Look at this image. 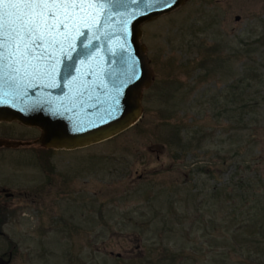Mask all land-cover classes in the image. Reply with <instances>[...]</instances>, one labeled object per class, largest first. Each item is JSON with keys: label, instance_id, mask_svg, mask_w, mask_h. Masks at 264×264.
Instances as JSON below:
<instances>
[{"label": "rangeland", "instance_id": "1", "mask_svg": "<svg viewBox=\"0 0 264 264\" xmlns=\"http://www.w3.org/2000/svg\"><path fill=\"white\" fill-rule=\"evenodd\" d=\"M142 28L132 126L41 157L37 128L0 122L23 142L0 146L9 264H264V0H187Z\"/></svg>", "mask_w": 264, "mask_h": 264}, {"label": "water", "instance_id": "2", "mask_svg": "<svg viewBox=\"0 0 264 264\" xmlns=\"http://www.w3.org/2000/svg\"><path fill=\"white\" fill-rule=\"evenodd\" d=\"M187 0H65L93 5L59 10L63 21L33 45L27 34L8 39L0 56V122L40 131L46 149H76L111 138L143 112L142 91L153 71L142 24ZM15 0H4V3ZM60 2V0H57ZM7 10L0 4V15ZM239 19V16H236ZM48 23H53L51 18ZM25 45H28L25 48ZM22 141L0 138V146ZM0 264H9L0 257Z\"/></svg>", "mask_w": 264, "mask_h": 264}, {"label": "snow or ice", "instance_id": "3", "mask_svg": "<svg viewBox=\"0 0 264 264\" xmlns=\"http://www.w3.org/2000/svg\"><path fill=\"white\" fill-rule=\"evenodd\" d=\"M5 9H14V12L5 10L0 15V56H3L2 49L8 39L17 41L16 51L19 52L20 37L22 34L29 36L30 42L36 45L38 41L44 39L46 32H51L58 27L63 21L59 19V10H64L65 18H67V10L79 8L83 10L85 7L93 5L77 4L65 2V0H15V2L4 3L0 0ZM163 7H168L167 0H163ZM53 23H48L49 19ZM28 45H25L27 48Z\"/></svg>", "mask_w": 264, "mask_h": 264}, {"label": "trees", "instance_id": "4", "mask_svg": "<svg viewBox=\"0 0 264 264\" xmlns=\"http://www.w3.org/2000/svg\"><path fill=\"white\" fill-rule=\"evenodd\" d=\"M40 151H39V155H41V157H42V155L45 156L47 153V150H45L43 148ZM239 185H240V189H242V182H239ZM241 197H244V196H241ZM4 218H5V213L1 210L0 211V225L5 221Z\"/></svg>", "mask_w": 264, "mask_h": 264}, {"label": "flooded vegetation", "instance_id": "5", "mask_svg": "<svg viewBox=\"0 0 264 264\" xmlns=\"http://www.w3.org/2000/svg\"><path fill=\"white\" fill-rule=\"evenodd\" d=\"M143 25H144V24H143ZM143 25H142V26H143ZM142 29H143V28H142ZM3 147H5V146H3ZM5 196H6V197H12V193H10V192L8 193V192H7V193H5Z\"/></svg>", "mask_w": 264, "mask_h": 264}]
</instances>
